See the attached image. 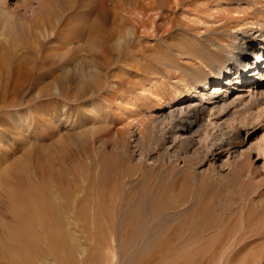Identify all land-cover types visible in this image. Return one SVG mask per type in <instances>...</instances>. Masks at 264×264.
I'll list each match as a JSON object with an SVG mask.
<instances>
[{
	"label": "rangeland",
	"instance_id": "374dc122",
	"mask_svg": "<svg viewBox=\"0 0 264 264\" xmlns=\"http://www.w3.org/2000/svg\"><path fill=\"white\" fill-rule=\"evenodd\" d=\"M147 1L112 0L121 10L117 23L129 26L127 10ZM200 1L191 5L206 0ZM57 2L71 4L70 20L55 23L50 37L33 34V59L43 51L52 65L38 71L43 79L23 87L27 101L0 114V264H264V68L253 71L248 92L226 98V112L207 109L199 134L176 145L167 134L160 149L140 152L132 144L122 155L114 140L144 110L136 91L150 89L154 71L171 63L182 69L177 76L194 82L193 73L183 76L191 60L181 55L197 49V31L186 25L185 8L165 9L141 39L122 44L112 64L99 67L96 84H72L55 94L52 75L75 80L72 63L61 74L68 38L80 27L85 38L71 46L85 44L91 10L100 6L99 0ZM23 4L33 8V0H7L6 6L24 12ZM8 26L0 24V77L30 56L23 37L12 42ZM59 45L63 49H52ZM205 149L212 154L205 157ZM156 160L165 163V175ZM173 166L189 170L181 192L193 195L165 212V200L175 197L163 198L161 188Z\"/></svg>",
	"mask_w": 264,
	"mask_h": 264
},
{
	"label": "bare ground",
	"instance_id": "6f19581e",
	"mask_svg": "<svg viewBox=\"0 0 264 264\" xmlns=\"http://www.w3.org/2000/svg\"><path fill=\"white\" fill-rule=\"evenodd\" d=\"M57 1L33 0V8L23 4L24 12H19L18 7L13 11L6 6L7 0H2L0 24L9 25L10 31L13 32L12 42L17 36L24 38L30 56L12 63V66L0 77V114L8 108H17L27 101L20 96L23 87L32 86L34 81L43 79L41 71L46 72L52 65L47 63L48 59L45 58L47 53H42L43 51L35 54L37 57L33 59V45L36 44V42L33 44V34L35 35L37 30L43 38L50 37L56 34L52 31L55 23L63 24L66 20H70L68 12L71 10V4ZM194 1L149 0L143 7L127 10L125 15L128 14L129 18L125 17L129 26H126L122 21L117 23V13L121 10L111 6L112 0H99L100 6L91 10L94 13V23L91 25L86 43L71 46L74 40L80 42L85 38V36L83 38L82 28L77 26L75 27L77 34L68 38L69 42H66L70 47L64 52L65 71L61 74L65 76L64 72L71 70L69 63H72L75 80L71 82V80L52 75L50 84L54 87L55 94H61L63 88L72 84L82 89L89 88L93 82L96 84V79L99 78V67L111 65L114 51L120 48L122 51V44L136 37L141 39L147 26L154 25L155 18L165 9L174 13L177 12V8H185L182 9V14L186 17V25L197 31L194 34L199 42L197 49H182L181 55L191 60L189 64H186L190 72L184 71L183 76H190V73H193L194 82L181 79V74L180 77L177 76V71L180 72L182 69L171 63H163L165 66L163 72L154 71L158 77H154L150 89L140 86L136 91V101L141 102L144 110L137 113L136 117L129 122L127 130L120 131L121 133L114 140V145L122 155L129 153L132 144L140 152L160 149L166 141L167 134L173 136L174 145L184 143L189 138L187 134L193 136L199 134L202 116L207 109L209 108L210 112L215 110L214 114L217 111L226 112L227 105L224 104L226 98L237 92H248L255 84L253 71L257 70L258 73V69L264 68V0H206L191 5ZM54 10L58 12L54 13ZM27 11L29 14L26 13ZM139 29L142 30L139 32ZM201 32L204 33L201 34ZM27 37H31V41H28ZM203 43H206L208 47L201 52ZM60 45L52 49H63ZM258 62H260L259 66H257ZM166 67H172L175 71ZM170 71L175 72L176 76L166 85L164 81L168 78ZM240 83L242 85H239ZM182 84L186 92L180 91L179 85ZM2 118L0 116V123L3 121ZM211 154V151L206 150L205 157ZM156 163V169L161 171L164 162L156 160ZM190 164L188 165L186 160L185 169L188 168L187 166L190 168ZM185 169L177 170L174 166L166 169L168 181L166 184L163 183L164 187L161 188L166 194L162 192L161 194L165 198L173 193L175 201L165 200L162 205L165 212L180 208L189 201L188 198L192 197V191L187 192H190L188 196L181 192L183 182L190 180L189 170ZM161 172L163 174L164 171Z\"/></svg>",
	"mask_w": 264,
	"mask_h": 264
}]
</instances>
